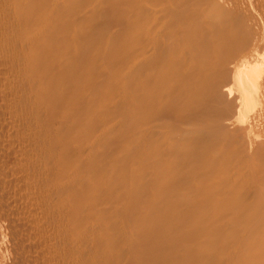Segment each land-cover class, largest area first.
Returning <instances> with one entry per match:
<instances>
[{
	"label": "bare ground",
	"instance_id": "6f19581e",
	"mask_svg": "<svg viewBox=\"0 0 264 264\" xmlns=\"http://www.w3.org/2000/svg\"><path fill=\"white\" fill-rule=\"evenodd\" d=\"M0 264H264V0H0Z\"/></svg>",
	"mask_w": 264,
	"mask_h": 264
}]
</instances>
